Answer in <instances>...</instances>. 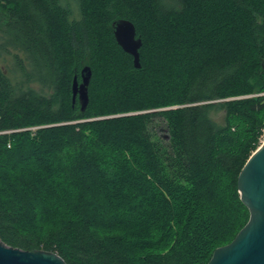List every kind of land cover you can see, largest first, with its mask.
Wrapping results in <instances>:
<instances>
[{"label": "trees", "instance_id": "1", "mask_svg": "<svg viewBox=\"0 0 264 264\" xmlns=\"http://www.w3.org/2000/svg\"><path fill=\"white\" fill-rule=\"evenodd\" d=\"M118 19L143 40L140 69ZM0 32L6 244L68 264H207L234 240L250 217L238 177L264 139V0H0Z\"/></svg>", "mask_w": 264, "mask_h": 264}, {"label": "water", "instance_id": "2", "mask_svg": "<svg viewBox=\"0 0 264 264\" xmlns=\"http://www.w3.org/2000/svg\"><path fill=\"white\" fill-rule=\"evenodd\" d=\"M117 43L133 57L134 66L142 67L140 49L143 40L129 19L113 23ZM93 71L86 66L81 81L76 75L72 84L73 103L77 98L82 111L88 107L89 86ZM242 202L250 217L234 240L217 248L207 264H264V141L250 156L238 177ZM0 264H68L59 254L47 250H23L6 244L0 237Z\"/></svg>", "mask_w": 264, "mask_h": 264}, {"label": "rangeland", "instance_id": "3", "mask_svg": "<svg viewBox=\"0 0 264 264\" xmlns=\"http://www.w3.org/2000/svg\"><path fill=\"white\" fill-rule=\"evenodd\" d=\"M1 42H2V35H1V32H0V44H1ZM11 63V57L10 56H8L7 54H4V52L3 53H1V49H0V65L2 66V65H5V66H8L9 64ZM262 95H264V94H262ZM219 102V101H218ZM174 109V108H176V106H174V107H171V108H168V109ZM138 112H135V113H129V114H137ZM213 117L217 120V121H219L221 124H223V116H222V113L221 112H219V113H214L213 114ZM35 129V128H34ZM163 134H167L165 131H162V135ZM263 141H264V139H263ZM263 143V142H262ZM94 177V176H93Z\"/></svg>", "mask_w": 264, "mask_h": 264}]
</instances>
